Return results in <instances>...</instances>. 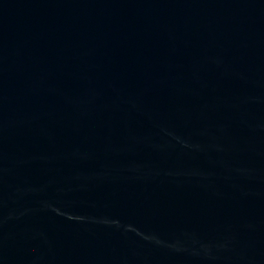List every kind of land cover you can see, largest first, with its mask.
Wrapping results in <instances>:
<instances>
[{
	"label": "water",
	"instance_id": "obj_1",
	"mask_svg": "<svg viewBox=\"0 0 264 264\" xmlns=\"http://www.w3.org/2000/svg\"><path fill=\"white\" fill-rule=\"evenodd\" d=\"M0 264H264V0H0Z\"/></svg>",
	"mask_w": 264,
	"mask_h": 264
}]
</instances>
